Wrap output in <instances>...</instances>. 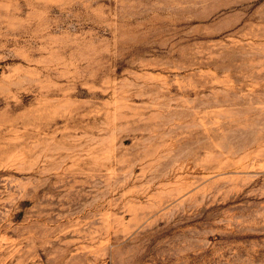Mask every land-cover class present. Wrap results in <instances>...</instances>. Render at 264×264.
I'll return each instance as SVG.
<instances>
[{
	"label": "rangeland",
	"instance_id": "rangeland-1",
	"mask_svg": "<svg viewBox=\"0 0 264 264\" xmlns=\"http://www.w3.org/2000/svg\"><path fill=\"white\" fill-rule=\"evenodd\" d=\"M0 264H264V0H0Z\"/></svg>",
	"mask_w": 264,
	"mask_h": 264
}]
</instances>
